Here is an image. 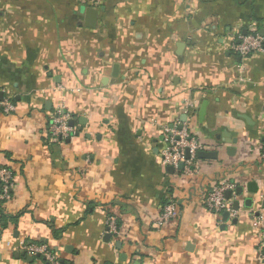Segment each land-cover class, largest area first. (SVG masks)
Segmentation results:
<instances>
[{
    "label": "crops",
    "instance_id": "0c3cea01",
    "mask_svg": "<svg viewBox=\"0 0 264 264\" xmlns=\"http://www.w3.org/2000/svg\"><path fill=\"white\" fill-rule=\"evenodd\" d=\"M251 32L264 38V0H0V102L14 109L0 112L13 175L0 264H45L25 243L69 264H261L248 213L264 218V50H231ZM187 100L218 149L194 175L160 162ZM56 112L72 133L46 145ZM222 181L239 208L216 226L200 199ZM169 199L179 216L155 227ZM108 216L119 235L105 241Z\"/></svg>",
    "mask_w": 264,
    "mask_h": 264
},
{
    "label": "built area",
    "instance_id": "2783aa9c",
    "mask_svg": "<svg viewBox=\"0 0 264 264\" xmlns=\"http://www.w3.org/2000/svg\"><path fill=\"white\" fill-rule=\"evenodd\" d=\"M231 50L240 57H247L264 50V38L260 37L256 32L237 37L236 43H233ZM185 121L173 125L171 127H163L161 130L163 148L160 152V162L165 167H171L175 172L184 173L186 175L197 174L200 170V160L197 159V153L200 151L213 152L217 151V147L211 143L201 141L196 134L193 133L191 121L195 119L194 104L191 101L184 103ZM12 105L8 102H0V112L9 115L13 111ZM181 125V129L178 126ZM50 132L52 139H63L71 135L72 130L67 125V118L56 112L50 117ZM261 157L264 159V147L260 148ZM188 151V158L185 153ZM183 165V169H178L179 165ZM13 187V175L8 168H0V204H5L10 200ZM234 185L222 181L213 186L210 191L202 193L201 205L207 213L214 215L215 224L219 226L223 220V214L227 213L229 218L236 216L230 200L225 199V193L234 190ZM179 216L178 207L175 201L169 199L161 208L160 216L155 227H161L166 223L173 222ZM1 217V211H0ZM248 217L252 226L259 231L260 243L258 247V257L261 264H264V218L260 213L249 212ZM105 233L111 237H118L119 228L117 219L113 216L106 218ZM19 249L26 256L38 258L45 264H69L64 262L57 254H55L46 244L42 243H25L19 245Z\"/></svg>",
    "mask_w": 264,
    "mask_h": 264
},
{
    "label": "water",
    "instance_id": "95a60500",
    "mask_svg": "<svg viewBox=\"0 0 264 264\" xmlns=\"http://www.w3.org/2000/svg\"><path fill=\"white\" fill-rule=\"evenodd\" d=\"M86 14L88 15L87 16V27L88 28H94L95 23H96V18H97L98 12L96 10L88 9L86 11ZM113 71H114V74H115V72H116V66L113 67ZM114 74H113V76H114ZM1 96L2 95L0 93V101L2 100V97ZM202 110H203V108H201V111H200L199 116L202 115ZM62 114L64 115L65 113L62 112ZM80 121L82 123V120H80ZM180 121H181V123L184 122L185 121V117H183ZM69 127H73L71 121H69ZM178 129H181V125L178 126ZM185 157L188 158V151H186ZM216 158H217V153L216 152L200 151V152L197 153V159L198 160H201V161L202 160H215ZM178 169L181 171L183 169V165L180 164L179 167H178ZM169 172H174V170L171 167H169ZM236 192H237L238 195H241L242 194V191H241L240 188L237 189ZM225 199L226 200H230L231 199V192L230 191H228V192L225 193ZM249 202L250 201H247L246 200L245 203H244V205L247 206L246 204H248ZM263 207H264V202H263ZM238 208H239V203L237 201H235L233 203V210L235 212H237L238 211ZM228 218H229V215L227 213H224L223 214V220H224V222H227L228 221ZM110 238H111L110 234H106L105 235V241L110 240Z\"/></svg>",
    "mask_w": 264,
    "mask_h": 264
},
{
    "label": "trees",
    "instance_id": "16d2710c",
    "mask_svg": "<svg viewBox=\"0 0 264 264\" xmlns=\"http://www.w3.org/2000/svg\"><path fill=\"white\" fill-rule=\"evenodd\" d=\"M46 131H47V138H45V140H43V141H44V143L46 145H49L48 138L51 136V132H50V121L48 122L47 130ZM117 226L119 227V223H117ZM37 244H39V243H37Z\"/></svg>",
    "mask_w": 264,
    "mask_h": 264
}]
</instances>
